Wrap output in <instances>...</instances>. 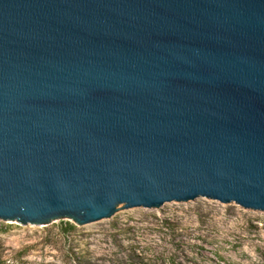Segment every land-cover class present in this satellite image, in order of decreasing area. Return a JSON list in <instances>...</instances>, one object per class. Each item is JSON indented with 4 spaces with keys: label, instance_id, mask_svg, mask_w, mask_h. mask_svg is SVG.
Masks as SVG:
<instances>
[{
    "label": "water",
    "instance_id": "water-1",
    "mask_svg": "<svg viewBox=\"0 0 264 264\" xmlns=\"http://www.w3.org/2000/svg\"><path fill=\"white\" fill-rule=\"evenodd\" d=\"M198 199L264 213V0H0V221Z\"/></svg>",
    "mask_w": 264,
    "mask_h": 264
},
{
    "label": "rangeland",
    "instance_id": "rangeland-1",
    "mask_svg": "<svg viewBox=\"0 0 264 264\" xmlns=\"http://www.w3.org/2000/svg\"><path fill=\"white\" fill-rule=\"evenodd\" d=\"M87 226L0 221L2 264H264V213L198 199ZM76 230L66 233L67 224Z\"/></svg>",
    "mask_w": 264,
    "mask_h": 264
},
{
    "label": "trees",
    "instance_id": "trees-1",
    "mask_svg": "<svg viewBox=\"0 0 264 264\" xmlns=\"http://www.w3.org/2000/svg\"><path fill=\"white\" fill-rule=\"evenodd\" d=\"M74 230H76V227L74 225H72L71 223L67 224V226L65 228L66 233H70ZM0 264H2L1 261H0ZM79 264H82V263H79Z\"/></svg>",
    "mask_w": 264,
    "mask_h": 264
}]
</instances>
